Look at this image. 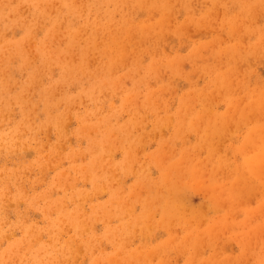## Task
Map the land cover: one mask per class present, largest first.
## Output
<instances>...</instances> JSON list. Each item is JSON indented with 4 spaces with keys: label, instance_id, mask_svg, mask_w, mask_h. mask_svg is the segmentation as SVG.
Here are the masks:
<instances>
[{
    "label": "rangeland",
    "instance_id": "374dc122",
    "mask_svg": "<svg viewBox=\"0 0 264 264\" xmlns=\"http://www.w3.org/2000/svg\"><path fill=\"white\" fill-rule=\"evenodd\" d=\"M98 1L0 0V264H264V0Z\"/></svg>",
    "mask_w": 264,
    "mask_h": 264
},
{
    "label": "bare ground",
    "instance_id": "6f19581e",
    "mask_svg": "<svg viewBox=\"0 0 264 264\" xmlns=\"http://www.w3.org/2000/svg\"><path fill=\"white\" fill-rule=\"evenodd\" d=\"M97 1H98V0H97ZM145 1H146V0H145ZM147 1H148V0H147ZM147 1H146V2H147ZM243 1H244V0H243ZM255 1H256V0H255ZM98 2H99V1H98ZM101 2H102V0H101ZM103 2H105V1H103ZM106 2H107V0H106ZM108 2H109V1H108ZM111 2H114V0H112ZM111 2H110V3H111ZM120 2H121V1H120ZM134 2H135V1H134ZM142 2H143V1H142ZM149 2H150V1H149ZM149 2H147V3L149 4ZM164 2H165V3H164ZM164 2L161 4L162 8H163V7H164V8H167L166 6L170 7V6L168 5V3H170V0H164ZM176 2H177V1H176ZM212 2H213V1H212ZM219 2H220V1H219ZM60 3H62V2H60ZM67 3H68V2H67ZM114 3H116V2H114ZM131 3H132V2H131ZM136 3H137V2H136ZM136 3H135V4H136ZM143 3H144V2H143ZM147 3H146V5H147ZM242 3H243V2H242ZM247 3H248V2H247ZM247 3H246V4H247ZM65 4H66V3H65ZM101 4H102V3H101ZM103 4H104V3H103ZM108 4H109V3H108ZM139 4H140V3H139ZM144 4H145V3H144ZM150 4H153V3H150ZM150 4H149V5H150ZM166 4H167V5H166ZM66 5H67V4H66ZM83 5H84V4H83ZM111 5H112V4H111ZM113 5H114V4H113ZM157 5H158V4H157ZM159 5H160V4H159ZM159 5H158V6H159ZM165 5H166V6H165ZM238 5H240V4H238ZM250 5H252V4H250ZM63 6H64V4H63ZM135 6H136V5H135ZM135 6H134V7H135ZM158 6H157V7H158ZM161 6H160V8H161ZM245 6H246V5H245ZM247 6H248V4H247ZM257 6H259V4H258ZM38 7L41 9L40 6H38ZM157 7H156V8H157ZM240 7H242V5H240ZM255 7H256V6H254V8H255ZM39 8H38V9H39ZM83 8H84V7H83ZM113 8H116V7L114 6ZM252 8H253V6H252ZM40 9H39V10H40ZM71 9H72V7H71ZM167 9H168V8H167ZM239 9H240V8H239ZM242 9H243V8H242ZM69 10H70V9H69ZM148 10L150 11V9H148ZM169 10H170V13H171V10H172V9H168V11H169ZM247 10H248V9H247ZM250 10L252 11V9H250ZM70 11H71V10H70ZM72 11H73V10H72ZM83 11H84V10H83ZM149 11H148V12H149ZM248 11H249V10H248ZM145 12H147V11H145ZM253 12H254V11H252V13H253ZM170 13L168 12L167 15H169ZM246 13H247V12H246ZM249 13H250V12H249ZM257 13H258V12H257ZM81 14H82V13H81ZM104 14H105V12H104ZM38 15H39V14H38ZM62 15H63V14H62ZM105 15H106V14H105ZM170 15H171V14H170ZM241 15H242V14L240 13V16H241ZM252 15H253V14H252ZM252 15H251V16H252ZM60 16H61V15H58L57 17L61 18ZM107 16H108V15H107ZM151 16H152V15H151ZM219 16H220V15H219ZM44 17H45V16H44ZM57 17H56V18H57ZM37 18H38V17H37ZM146 18H147V17H146ZM165 18H166V17H165ZM170 18H171V17H170ZM250 18H251V17H250ZM108 19H109V18H108ZM108 19H107V20H108ZM112 19H113V18H112ZM163 19H164V18H163ZM1 20H2V19H1ZM122 20H124V19H122ZM122 20H121V21H122ZM166 20H167V19H166ZM232 20H233V19H232ZM2 21H3V20H2ZM2 21H0V22H2ZM59 21H60V20H59ZM119 21H120V18H119ZM227 21H228V20H227ZM235 21H236V20H235ZM235 21H234V23H235ZM55 22H56V21H55ZM107 22H108V21H107ZM111 22H112V21H111ZM230 22H231V21H230ZM232 22H233V21H232ZM120 23H121V22H120ZM148 23H149V22H148ZM148 23H147V24H148ZM53 24H54V21H53ZM61 24H62V23H61ZM95 24H96V23H95ZM118 24H119V23H118ZM122 24H123V23H122ZM125 24H126V23H125ZM125 24H124V25H125ZM127 24H128V23H127ZM147 24H146V25H147ZM230 24H231V23H230ZM235 24H236V23H235ZM106 25H107V24H106ZM114 25H116V24L113 23V26H114ZM135 25H136V24H135ZM137 25H138V24H137ZM203 25H204V24H203ZM237 25H238V23H237ZM30 26H31V25H30ZM32 26H33V25H32ZM117 26H118V25H117ZM231 26H232V25H231ZM12 27H13V26H12ZM50 27H51V26H50ZM67 27H68V26H67ZM122 27H123V26H122ZM125 27H126V26H125ZM127 27H128V26H127ZM163 27H164V26H163ZM232 27H233V26H232ZM48 28H49V27H48ZM48 28H47V29H48ZM52 28H53V27H52ZM59 28H60V27H59ZM81 28H82V27H81ZM114 28H115V27H114ZM136 28H137V27H136ZM28 29H29V28H28ZM104 29H105V28H104ZM106 29H108V28H106ZM110 29H111V28H110ZM119 29H120V27H119ZM131 29H132V28H131ZM162 29H163V28H162ZM78 30H79V29H78ZM78 30H77V31H78ZM97 30H98V29H97ZM97 30L95 29L96 32H97ZM102 30H103V29H102ZM121 30H122V29H121ZM231 30H232V29H231ZM45 31H46V30H45ZM111 31H112V30H111ZM117 31H119V30H117ZM124 31H125V30H124ZM124 31H123V32H124ZM176 31H177V30H176ZM232 31H233V30H232ZM26 32L29 33V31H26ZM26 32H25V33H26ZM49 32H50V31H49ZM93 32H94V31H93ZM107 32H108V31H107ZM112 32H113V31H112ZM120 32H122V31H120ZM135 32H138V31L135 30ZM46 33H47V32H46ZM77 33H78V32H77ZM113 33H116V32H113ZM124 33H125V32H124ZM133 33H134V32H133ZM138 33H139V32H138ZM147 33H148V31H147ZM90 34H92V32H91ZM109 34H111V32H110ZM121 34H122V33H121ZM139 34H141V33H139ZM149 34H150V33H149ZM0 35H2V34H0ZM25 35H26V34H25ZM107 35H108V33H107ZM126 35H127V34H126ZM92 36H93V35H91V38H92ZM110 36H111V35H110ZM110 36H109V37H110ZM113 36H115V35H113ZM122 36H123V35H122ZM128 36H129V35H128ZM152 36H153V35H152ZM26 37H27V36H26ZM118 37H120V36H118ZM131 37H132V36H131ZM148 37H149V36H148ZM29 38H30V37H29ZM88 38H89V37H88ZM95 38H96V36L94 37V39H95ZM111 38L113 39V37H110V39H111ZM115 38H117V37L115 36ZM142 38H143V37H142ZM151 38H152V37H151ZM260 38H261V37H260ZM2 39H3V38H2ZM2 39H0V41H1ZM92 39H93V38H92ZM101 39H102V38H101ZM110 39H109V42L107 41L108 43L111 42ZM138 39L141 40L140 37H139ZM28 40H29V39H28ZM117 40H118V38H117ZM139 40H137V41L139 42ZM95 41H96V40H95ZM104 41H105V40H104ZM124 41H125V40H124ZM128 41H129V40H128ZM137 41H136V42H137ZM142 41H143V40H142ZM90 42H91V41H90ZM90 42H88V43H90ZM118 42H120V40H119ZM151 42H152V41H151ZM92 43H95V42L92 41ZM100 43H101V42H100ZM100 43H99V44H100ZM103 43H104V42H103ZM103 43H102V44H103ZM111 43H112V42H111ZM261 43H262V42H261ZM86 44H87V43H86ZM114 44L116 45L117 43L114 42ZM119 44H121V42H120ZM126 44H127V42H126ZM128 44H129V43H128ZM128 44H127V46H129ZM167 44H168V43H167ZM94 45H95V44H94ZM94 45H93V46H94ZM97 45H98V42H97ZM123 45H124V43H123V44L121 45V47H120V46H118V44H117V46L115 47V48H116V50H115L116 53H115V54H119L120 49H121L122 47H124ZM256 45H257V44H256ZM4 46H5V45H4ZM6 46H7V45H6ZM81 46H82V45H81ZM83 46L85 47V45H83ZM88 46H89V45H88ZM93 46H92V48H93ZM98 46H99V45H98ZM102 46H103V45H102ZM104 46H105V45H104ZM125 46H126V45H125ZM127 46H126V48H127ZM19 47H20V46H19ZM44 47H46V46H44ZM77 47H78V46H77ZM84 47H82V48H84ZM86 47H87V45H86ZM108 47H109V46H108ZM108 47H107V48H108ZM113 47H114V45H113ZM119 47H120V48H119ZM1 48H2V46H1ZM40 48H41V47H40ZM80 48H81V47H80ZM95 48H97V46H95ZM100 48H101V47H100ZM100 48H99V51H100ZM103 48H105V47H103ZM107 48H106V49H107ZM124 48H125V47H124ZM253 48H255V47H253ZM14 49H15V48H14ZM16 49H17V47H16ZM76 49H77V48H76ZM84 49H85V48H84ZM97 49H98V48H97ZM101 49H102V48H101ZM109 49H111V48H109ZM113 49H114V48H113ZM40 50H41V49H40ZM95 50H96V49H95ZM104 50H105V49H104ZM121 50H123V49H121ZM129 50H130V47H129ZM257 50H258V49H257ZM42 51H44V50L42 49ZM81 51H82V49H81L80 51L77 50V52H80V55H79V56H81ZM92 51H94V50H92ZM92 51H90V52H92ZM108 51H109V50H108ZM113 51H114V50H113ZM115 51H114V52H115ZM227 51H228V50H227ZM230 51H231V49H230ZM255 51H256V50H255ZM15 52H16V51H15ZM40 52H41V51H40ZM85 52H86V51H85ZM121 52H122V51H121ZM121 52H120V53H121ZM100 53H101V52H100ZM122 53H123V52H122ZM128 53H129V52H128ZM77 54H79V53H77ZM104 54H106V53L104 52ZM124 54H125V53H124ZM126 54H127V53H126ZM158 54H159V53H158ZM254 54H255V53H254ZM42 55H43V54H42ZM93 55H94V54H93ZM96 55H97V54H96ZM100 55H102V54H100ZM107 55H108V54H106V57H107ZM113 55H114V53H113ZM228 55H229V52H228ZM228 55H227V56H228ZM84 56H85V55H84ZM97 56H98V55H97ZM116 56H117V55H116ZM123 56H124V55H123ZM227 56H226V57H227ZM235 56H236V55H235ZM251 56H252V55H251ZM104 57H105V55H104ZM109 57H111V55H110ZM109 57H107V58H109ZM112 57H113V56H112ZM112 57H111V59L113 60ZM117 57H122V55H121V56L118 55ZM117 57H116V58H117ZM48 58H49V57H48ZM50 58H52V57H50ZM78 58H79V57H78ZM135 58H136V57H135ZM234 58H235V57H234ZM27 59H28V58H27ZM96 59H97V58H96ZM105 59H106V58H105ZM111 59H110V60H111ZM114 59H115V58H114ZM121 59H122V58H121ZM124 59H125V61H126V58H124ZM128 59H129V58H128ZM221 59H222V58H221ZM248 59H249V58H248ZM10 60H11V59H10ZM82 60H85V59L83 58ZM110 60H107L108 62H104L105 65H106V63H109ZM112 60H111V61H112ZM118 60H119V58H118ZM259 60H260V59H259ZM44 61H45V60H44ZM73 61H74V60H73ZM99 61H100V60H99ZM115 61H116V60H115ZM122 61H123V59H122ZM125 61H123V63H124ZM164 61H165V60H164ZM233 61H234V60H233ZM79 62H80V61H79ZM81 62H83V61H81ZM119 62H121V61H119ZM119 62H118V63H119ZM46 63H47V61H46ZM58 63H59V62H58ZM98 63H100V62H98ZM123 63H119L120 66H123V65H122ZM126 63H127V62H126ZM154 64H155V62H154ZM171 64H172V63H171ZM107 65H108V64H107ZM107 65H106V66H107ZM114 65H115V64H114ZM117 65H118V64H117ZM117 65H115V66H117ZM149 65H150V64H149ZM176 65H177V64H176ZM101 66H102V65H101ZM151 66H152V65H151ZM61 67H62V66H61ZM78 67H79V65H78ZM112 67H114V66H111V68H112ZM117 67H118V66H117ZM117 67H115V68H117ZM80 68H81V67H80ZM87 68H88V67H87ZM151 68H153V67H151ZM154 68H155V67H154ZM156 68H158V67H156ZM171 68H172V65H171ZM74 69H75V68H74ZM147 69H149V67L146 68V70H147ZM195 69H196V68H195ZM61 70H62V69H61ZM95 70H96V69H95ZM114 70H115V69H114ZM149 70H150V69H149ZM173 70H175V69H173ZM178 70H179V69H178ZM232 70H233V68H232ZM7 71H8V70H7ZM37 71H38V70H37ZM51 71H52V70H51ZM62 71H63V70H62ZM110 71H113V68H112V69H109V72H108V71H107V72L110 74ZM153 71H154V70H153ZM216 71H217V70H216ZM233 71H234V70H233ZM1 72H2V73H5V72H3V71H1ZM64 72H66V71H64ZM82 72H83V71H82ZM102 72H103V71H101V73H102ZM147 72H148V71H147ZM211 72H212V71H211ZM234 72H235V71H234ZM38 73H39V72H38ZM77 73H78V72H77ZM101 73H100V74H101ZM103 73H105V72H103ZM103 73H102V75H103ZM108 73H107V74H108ZM89 74H90V73H89ZM220 74H221V73H220ZM234 74H235V73H234ZM76 75H77V74H76ZM104 75H105V74H104ZM104 75H103V76H104ZM110 75H111V74H110ZM99 76H100V75H99ZM225 76H227L226 73H225ZM35 77H37V76L35 75ZM101 77H102V76H101ZM223 77H224V76H223ZM220 78H221V77H220ZM227 79H228V77H227ZM227 79H226V80H227ZM221 80H222V78H221ZM228 80H229V79H228ZM0 81H1V80H0ZM15 81H16V80H15ZM30 81H31V80H30ZM226 82H227V81H226ZM216 83H217V82H216ZM223 83L225 84V82H223ZM35 84H36V83H35ZM114 85H115V84H114ZM221 85H222V83H221ZM221 85H220V86H221ZM217 86H218V85H217ZM222 86H223V85H222ZM229 86H230V85H229ZM25 87H26V86H25ZM29 87H30V86H29ZM218 87H219V86H218ZM227 87H228V86H227ZM84 88H85V87H84ZM215 88H216V87H215ZM229 90H230V89H229ZM214 92H215V90H214ZM217 92H218V91H217ZM230 92H231V91H230ZM253 92H254V91H253ZM102 93H103V92H102ZM148 93H149V92H148ZM148 93H146V94H148ZM248 94H249V93H248ZM151 95H152V94H151ZM263 95H264V94H263ZM261 96H262V95H261ZM145 97H147V95H145ZM259 97H260V96H259ZM259 97H257V98H259ZM91 98H92V97H91ZM130 98H131V97H130ZM195 98H196V97H195ZM48 99H49V98H48ZM87 99H88V98H87ZM145 99H146V98H145ZM148 99H150V98H148ZM148 99H146V100H148ZM255 99H256V98H255ZM259 99L262 100V98H259ZM91 100H92V99H91ZM230 100H231V99H230ZM251 100H252V104H253V102H254L255 100H254V101H253V99H251ZM251 100H250V101H251ZM261 100H260V101H261ZM127 101H128L127 104H128V103L130 104V101H129V100H127ZM131 101H132V100H131ZM257 101H258V100H256V102H257ZM143 102H144V100H143ZM145 102L147 103V101H145ZM148 102H149V101H148ZM150 102H151V101H150ZM237 102H239V101L237 100ZM262 103H263V102H262ZM141 104H143V103L141 102ZM152 104H153V103H152ZM231 104H232V103H231ZM250 104H251V103H250ZM252 104H251V105H252ZM256 104H257V103H256ZM147 105H149L148 107H150V104L147 103ZM257 105H259V104H257ZM260 105H261V104H260ZM71 106H72V105H71ZM152 106H153V105H152ZM152 106H151V107H152ZM190 106H191V105H190ZM137 107H138V106H137ZM70 108H71V107H70ZM237 108H238V107H237ZM261 108H262V107H260V109H261ZM64 109H65V108H64ZM147 109H148V108H147ZM191 109H192V108H191ZM260 109H257V110H260ZM52 110H53V109H52ZM151 110H152V108L150 109V111H151ZM154 110H155V109H154ZM47 111H48V110H47ZM50 111H51V110H50ZM137 111H138V110H137ZM261 111H262V110H261ZM261 111H260V112H261ZM50 114H51V113H50ZM176 115H177V114H176ZM68 116H69V115H68ZM179 116H180V115H179ZM167 117H168V116H167ZM183 117H184V116H183ZM188 117H189V116H188ZM163 118H164V117H163ZM171 118H172V117H171ZM227 118H228V117H227ZM60 119H61V118H60ZM65 119H66V118H65ZM86 119H87V118H86ZM165 119L167 120L168 118H165ZM67 120H68V119H67ZM81 120H82V118H81ZM84 120H85V119H84ZM142 120H143V119H142ZM168 120H169V123H171L170 119H168ZM172 120H173V119H172ZM174 120H177V119H174ZM178 120H179V119H178ZM190 120H191V119H190ZM82 121H83V120H82ZM154 121H155V123H154V124H155L154 128L157 129L158 127H156V126H157V125H156V119H155ZM160 121H161V120H160ZM163 121H165V120L163 119ZM157 122H158V121H157ZM161 122H162V121H161ZM161 122H158V123H161ZM165 122H166V121H165ZM165 122H163V123H165ZM66 123L68 124V122H66ZM138 123H139V121H138ZM152 123H153V122H152ZM200 123H201V122H200ZM202 123H204V121H203ZM59 124H60V123H59ZM177 124H178V121H177ZM177 124H176V125H177ZM182 124H183V123H182ZM190 124H191V123H190ZM197 124H198V123H197ZM222 124H223V123H222ZM161 125H162V124H160L159 128L161 127ZM198 125H199V124H198ZM200 125H201V124H200ZM200 125H199V126H200ZM202 125H205V124H202ZM220 125H221V124H220ZM65 126H67V125H65ZM162 126H163V125H162ZM178 126H179V125H178ZM187 126H188V125H187ZM215 126H216V125H215ZM87 127H89V126H87ZM181 127H183V126H180V128H181ZM63 128L66 130L65 127H63ZM91 128H92V127H91ZM154 128L152 127V129H154ZM159 128H158V129H159ZM183 128H184V127H183ZM192 128H193V126H192ZM199 128H200V127H199ZM199 128H198V129H199ZM209 128H210V127H209ZM88 129H90V128H88ZM93 129H94V128H93ZM93 129H92V130H93ZM98 129H99V128H98ZM161 129H162V128H161ZM175 129H176V127H175ZM186 129L188 130V128H186ZM186 129H185V130H186ZM211 129H213V128H211ZM95 130H96V129H95ZM126 130H127V129H126ZM199 130H200V129H199ZM202 130H203V129H202ZM83 131H85V130H83ZM83 131H82V132H83ZM193 131H195V130H193ZM200 131H201V130H200ZM208 131H210V130H208ZM215 131H216V130H215ZM215 131H214L212 134L206 132V134L204 135V139H210V138H212V137H213V134L215 135ZM219 131H220V130H219ZM251 131H252V130H250V132H251ZM255 131H256V130H255ZM255 131H253V132H255ZM248 132H249V131H248ZM250 132H249V133H250ZM257 132L259 133V130H258ZM125 133H127V132H125ZM173 133H174V132H173ZM179 133H183V130H182L181 132H179ZM258 133L255 132V133H253V134H254V135L257 134L256 136H258V135L260 134V133H259V134H258ZM199 134H200V133H199ZM178 135H179V134H178ZM250 135H251V134H250ZM254 135H253V137H255ZM261 135H262V134H261ZM124 136H125V135H124ZM216 136H218V135H215L214 137H216ZM127 137H129V136H127ZM174 138H175V137H174ZM248 138H249V137H248ZM250 138H251V136H250ZM250 138H249V139H250ZM255 138H257V137H255ZM103 139H104V138H103ZM128 140H129V138L127 139V141H128ZM210 140H211V139H210ZM253 140H254V138L252 139V141H253ZM103 141H104V140H103ZM101 142H102V141H101ZM203 142H204V141H203ZM205 142H207V141H205ZM248 142H251V140H248ZM251 143H252V142H251ZM258 143H259V141H258ZM93 144H94V142H93ZM110 144H111V143H110ZM201 144H202V143H201ZM107 145H108V144H107ZM204 145H206V144H204ZM210 145H211V144H210ZM250 145H251V144H250ZM253 145H254V144H253ZM253 145H252V146H253ZM206 146H207V145H206ZM92 147H93V146H92ZM107 147H108V146H107ZM107 147H106V148H107ZM249 147H250V146H249ZM96 148H97V147H96ZM253 148H254V147H253ZM179 149H180V148H179ZM204 149H205V148H204ZM110 150H111V149H110ZM163 151H164V150H163ZM254 152H255V151H254ZM180 153H181V152H180ZM165 154H166V153H165ZM165 154H164V155H165ZM263 154H264V153H263ZM182 155H183V154H182ZM109 157H110V156H109ZM189 157L191 158V156H189ZM166 158H167V157H166ZM180 158H181V157H180ZM96 159H97V157H96ZM228 159H229V158H228ZM91 160H92V159H91ZM95 161H96V160H95ZM218 161H219V160H218ZM258 161H259V163H260V161H263V160L260 158ZM92 162H93V160H92ZM92 162H91V163H92ZM97 162H99V160H98ZM220 162H221V161H220ZM251 162H252V161H251ZM181 163H182V162H181ZM212 163H213V162H212ZM252 163H253V162H252ZM263 163H264V161H263ZM96 164H97V163H96ZM185 164H186V162H185ZM190 164H191V163H190ZM220 164H221V163H220ZM248 164H251V163H248ZM260 164H261V165H259V166L262 167V166H263L262 163H260ZM98 165H99V164H97V166H98ZM197 166H199V165H197ZM249 166H250V165H249ZM251 166H252V165H251ZM102 167H103V165H102ZM157 167H158V166H157ZM179 167L181 168L180 164H179ZM194 167H196V164H195ZM194 167H193L192 169H193L194 171L196 170V172H194L193 174H195V173L197 174L198 171H197V169H194ZM261 167H260V169H261ZM86 168H90V165H89L88 167H86ZM92 168H93V167H92ZM158 168H159V167H158ZM184 168H185V165H184ZM184 168H183V170H184ZM188 168H189V167H188ZM197 168H198V167H197ZM229 168H230V167H229ZM176 169H177V168H176ZM178 169H179V168H178ZM188 170H191V168L188 169ZM93 171H94V170H93ZM97 171H98V170H97ZM176 171H177V170H176ZM179 171H180V170H179ZM186 171H187V170H186ZM202 171H203V170H202ZM202 171H201V172H202ZM88 172H89V171H88ZM86 173H87V171L85 172V174H86ZM170 173H171V172H170ZM177 173H178V172H177ZM254 173H255V172H254ZM188 174H189V173H188ZM88 175H89V174H88ZM189 175H190V174H189ZM202 175H203V173H202ZM202 175H199V176H202ZM232 175H233V174H232ZM194 176H195V175H193V177H194ZM108 177H109V176H108ZM108 177H107V178H108ZM195 177H196V176H195ZM197 177H198V174H197ZM195 179H196V178H195ZM195 179H194V180H195ZM197 179L200 180L199 177H198ZM197 179H196V180H197ZM65 182H66V181H65ZM164 182H165V181H164ZM67 183H68V182H67ZM199 183H200V181H199ZM58 184H59V183H58ZM238 184H239V183H238ZM70 185H72V184H70ZM199 185H200V184H199ZM199 185L197 184L198 187H203V186H199ZM195 186H196V185H195ZM239 186H240V185H239ZM68 187H69V186H68ZM68 187H67V188H68ZM73 187H74V186H73ZM208 188H209V190H210V187H208ZM212 188H213V187H211V189H212ZM221 189H222V188H221ZM212 191H213V190H212ZM214 191H215V189H214ZM226 191H227V190H226ZM82 192H83V191H82ZM215 192H217V189H216ZM225 193H226V192H225ZM228 193H229V192H228ZM228 193H227V194H228ZM203 194H204V193H203ZM229 194H230V193H229ZM222 196H223V194H222ZM224 196H225V194H224ZM243 196H244V195H243ZM80 197H81V196H80ZM133 197H135V195H134ZM226 197H227V195H226ZM137 199H139V198H137ZM151 199H152V198H150V200H151ZM154 199H155V198H154ZM156 199H157V198H156ZM156 199H155V200H156ZM215 199H216V198H215ZM215 199H211V198L209 197V200H212V201L214 200V201H216L217 199H216V200H215ZM230 200H231V199H230ZM148 201H149V199H148ZM157 201H158V200H157ZM219 201H221V200H218V202H219ZM225 201H226V200H225ZM149 202H150V201H149ZM210 202H211V201H210ZM222 202H223V201H221V202L219 203V205H221ZM113 203H114V202H113ZM211 203H212V202H211ZM225 203H226V204H229L230 202H229V203L225 202ZM144 204H145V203H144ZM146 204H147V203H146ZM152 204H153V203H152ZM212 204H213V203H212ZM214 204H215V202H214ZM217 204H218V203H217ZM61 205H62V204H61ZM215 205H216V204H215ZM215 205H214V206H215ZM217 206H218V205H217ZM152 207H153V206H152ZM145 209H146V207H145ZM148 209H149V208H148ZM151 209H152V208H151ZM166 209H167V208H166ZM130 210H131V209H130ZM146 210H147V209H146ZM147 211H148V210H147ZM147 211H146V213H147ZM119 212H120V210H119ZM151 212H152V211H151ZM149 213H150V212H149ZM149 213H147V214H149ZM162 213H163V212H162ZM147 214H146V216H147ZM124 215H125V214H124ZM166 217H167V216H166ZM145 218H149V216H148V217H145ZM201 219H202V218H201ZM174 220H175V219H174ZM167 221H168V220H167ZM178 221H179V219H178ZM222 221H223V220H222ZM222 221H221V222H222ZM149 222H150V221H149ZM219 222H220V221H218L217 224H219ZM223 224H225V223H223ZM228 224H229V223H228ZM212 225H213V224H212ZM225 226H226V224H225ZM225 226H224V227H225ZM66 227H68V226H66ZM211 227H212V226H211ZM218 230H219V229H218ZM220 230H221V229H220ZM78 231H79V230H78ZM86 231H87V230H86ZM148 231H149V230H148ZM184 231H185V229H184ZM201 232H202V231H201ZM201 232H200L199 234H201ZM221 232H222V231H221ZM81 233H82V232H81ZM207 233H208V230L206 231V234H207ZM218 233H219V232H218ZM196 235H197V234H196ZM207 235H208V238H209V237H210L209 234H207ZM145 236H146V235H145ZM217 236H218V235H217ZM189 237H191L190 234H189L188 238H189ZM198 239H199V235H198ZM189 240H190V239H189ZM200 241H201V240H200ZM204 241H205V240H204ZM185 242H186V241H185ZM191 243H193V242L190 241L189 244H191ZM198 243H199V242H198ZM208 243H209V242H208ZM191 245H192V244H191ZM191 245H190V246H191ZM201 245H202V244H201ZM188 246H189V245H188ZM195 246H196V245H195ZM196 247H197V246H196ZM196 247H195V249H198V247H197V248H196ZM191 248H192V247H191ZM154 251H155V250H154ZM193 251H194V250H193ZM196 253H197V251H196ZM139 255H140V254H139ZM141 255H142V254H141ZM190 255H191V254H190ZM193 255H194V254H193ZM195 255H196V254H195ZM133 257H135V256H133ZM48 258H49V257H48ZM135 258H137V257H135ZM194 258H195V257H194ZM59 261H60V260H59ZM189 261H190V260H189ZM123 262H124V261H123Z\"/></svg>",
    "mask_w": 264,
    "mask_h": 264
}]
</instances>
